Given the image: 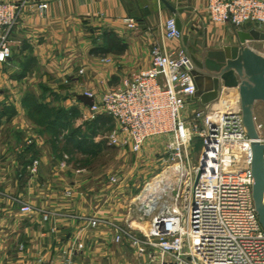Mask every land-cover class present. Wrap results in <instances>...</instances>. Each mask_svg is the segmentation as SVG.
<instances>
[{
	"label": "crops",
	"instance_id": "obj_1",
	"mask_svg": "<svg viewBox=\"0 0 264 264\" xmlns=\"http://www.w3.org/2000/svg\"><path fill=\"white\" fill-rule=\"evenodd\" d=\"M0 1L20 4V17L10 33L11 56L0 62V189L23 200H33L37 179L49 180L48 186L38 194L47 195L42 196L45 200L50 195L51 206L115 222L113 219L124 216L119 210L124 208L122 202L125 200L113 203L111 197L114 192H109V189L90 197L73 187L65 192L52 188L54 180L59 183L65 180V173L74 167L69 161L64 167L60 162L54 164L53 157L48 158V154L42 152L37 135L33 142L26 144L27 136H33V124L28 123L31 116L23 106L32 102L37 106L50 102V111L56 109V113L51 115L52 122L62 121L67 114H86L88 105L79 99V95L91 91L98 97L104 91L119 86L125 76L148 68L152 43L163 44L168 50L183 48L188 53H192L188 50L194 48L203 54L205 45L207 49H218L231 44L232 25L210 23L207 0H166L175 12L160 0ZM42 3L47 7L39 8ZM169 17L179 18L182 23V37L175 42L163 37L164 22ZM127 18L135 21L134 28L128 26ZM251 27H257L264 33L263 25L250 23L244 28L249 30ZM113 39L120 42L122 48L109 43ZM26 84L32 86L36 94L38 89H50V98L22 95ZM7 90L8 95L5 94ZM105 116L108 115L100 113L95 121L101 122ZM54 126L50 128L56 132L71 129L69 124ZM78 133V129H73L75 138ZM261 139L264 141V137ZM92 146L87 149H92ZM79 147L86 149L85 144ZM34 161H37L35 172L32 171ZM49 168L50 174L43 175L42 170ZM63 168L67 172H63ZM59 169L61 173L57 172ZM36 174L40 176L37 179ZM83 178L79 180L84 184L87 179ZM10 197L0 196V213L4 212L5 216L16 208ZM77 223L80 228L88 227L86 221L65 218L48 226L38 227L32 223L10 226L9 229L18 234L17 239L24 240L20 248L10 242L0 243V264H61L69 254H72L73 264H107L91 250L71 251L74 239L70 228ZM99 230L108 232L107 227ZM59 233L64 238L62 242ZM135 257L138 264H157L151 262L146 254L140 257L135 251Z\"/></svg>",
	"mask_w": 264,
	"mask_h": 264
},
{
	"label": "built area",
	"instance_id": "obj_2",
	"mask_svg": "<svg viewBox=\"0 0 264 264\" xmlns=\"http://www.w3.org/2000/svg\"><path fill=\"white\" fill-rule=\"evenodd\" d=\"M207 1L212 24L264 25V0ZM46 7V3L39 5ZM19 17L20 4L0 1V62L11 56L10 33ZM126 21L130 28L135 27L132 18ZM182 34L174 17L165 20L163 37L167 41H178ZM149 53L148 68L125 76L119 86L98 97L91 91L83 94L93 98L87 106L91 119L104 113L117 124L105 138L108 145H128L139 152L149 138H165L163 151L166 160L173 162L167 167V176L174 181L169 187L174 190L168 196L170 202L158 207L147 231L140 235L132 226L126 229L101 217L74 214L65 218L84 220L94 228L107 227L114 241L127 239L138 256L146 254L157 264H264V231L252 198L251 139L236 103V88L222 87L216 107L209 103L188 113V105L195 101L188 54L183 48L168 50L157 42L151 44ZM194 137L202 141L196 165L191 164L189 152ZM36 167L34 161L33 172ZM110 179L117 182L115 176ZM163 190L168 188L161 193ZM0 195L9 196L2 191ZM10 198L21 213H42L46 220L54 215L19 197ZM83 248L78 241L71 251L82 252ZM144 248L153 249V254L145 253ZM71 255L61 264H73Z\"/></svg>",
	"mask_w": 264,
	"mask_h": 264
},
{
	"label": "rangeland",
	"instance_id": "obj_3",
	"mask_svg": "<svg viewBox=\"0 0 264 264\" xmlns=\"http://www.w3.org/2000/svg\"><path fill=\"white\" fill-rule=\"evenodd\" d=\"M248 24L246 23L240 26L241 29L248 31L244 28ZM252 28L258 30L257 27H251L250 29ZM237 30V26H232L231 44L235 43L234 34ZM247 44L256 52L264 56V39L251 40L248 41ZM188 51L196 54L198 57L202 55L200 50H196L194 48H190ZM185 52L188 54L186 50ZM25 87L26 89L22 95L28 94L33 97L37 96L40 98H50V89H38V94H36L32 86L26 84ZM5 94L8 95V90ZM237 99L236 103L240 107L238 91ZM211 104H214L216 107L218 102L216 100L211 102ZM23 107L28 109L26 112L28 111L31 116V119L27 120L28 123L31 125L33 124V129H31V134L33 136H27L26 144H30L31 141L33 142V138L37 135L42 152L45 155L47 153L48 158L53 157L52 161L54 164L60 162L62 164L61 167H64L66 162L69 161L71 166L74 167L73 170L69 171V173H65V180H61L60 183L57 180H54V182L52 181L54 184L52 188L65 192L66 190L70 191L71 187H73L78 189V191L88 193L90 197H93L95 193L101 190L108 192L107 190L109 189V192H114L111 197L113 203L117 200H125L124 203L122 202L124 208L121 209L122 207H120L119 210L124 216H120L118 219L113 220L117 223L119 222L118 224L126 229L132 226L133 229L135 228L133 232L137 235L146 232L151 219L158 212V207H160L161 204H167L170 202L168 196L174 194V190H169V187L172 188L174 185L172 176H169L170 181L168 190H163L162 193H157L159 197L155 202L156 208L152 211L145 212L141 206L142 201L140 200V197L142 196L147 184L151 183L156 177L165 174L168 175L167 167L173 163L166 160V155L163 151L165 138L163 136L151 137L146 140L139 152H133L128 145H107V141L105 139L106 136H108V134L117 127L116 122L111 117L105 116L101 122H96V117L91 119L87 113H77L78 116L72 113L70 115H65L62 121L59 120L52 122L51 115L56 113V109L50 111V102L47 104L45 103V105L41 104L38 106L35 102H32L26 106L24 105ZM201 107L203 106H201L198 101L191 102V104L188 105V113L195 109H201ZM253 113L258 133L260 137H264V104L262 101L255 102ZM58 124L60 127H64L65 124H69L71 129L56 132L54 129L56 127L54 125ZM49 125L54 126V128H50ZM75 128L79 130V133L77 134L78 136L75 138L71 135L70 137L69 134H71ZM93 132H95V134L91 135ZM78 137H82L86 139V141L93 142V148L88 150L86 147V149L82 150L81 147H78L77 145L79 140ZM201 144V139L197 137H194L191 141L189 152L190 162L192 165H196L199 160ZM66 170V168H63L62 171L65 172ZM76 170H80L81 172L77 173ZM57 172L61 173V170L59 169ZM42 174L48 176L50 174V168L42 170ZM37 176H35L36 179L40 177L39 175ZM112 176L117 177V182H111L110 178ZM82 177H84L83 180L87 179L84 184L81 183V180H79L82 179ZM47 181L48 182H46V180L42 181L41 179H37V184L34 186L35 199H27V201L25 199L24 201L30 202L39 209L49 212L51 211L54 215L46 220L44 219L42 213L35 212L32 214H22L17 205V209L12 208V212L10 214L6 213V216L4 212L0 213V243L10 242L13 244L12 246L18 248L21 245V242H23L24 239H17L16 236H18V234L14 233L12 229H9L10 226L12 227L31 223L38 227L48 226L50 224H54L58 219L60 220L61 218H65V215H82L78 212L61 209L60 206H51L50 195L48 197L49 199L45 200L42 196L47 195H42L40 192L38 194L39 190L44 191V188L48 186L49 180ZM121 183L122 185H120ZM13 188L14 186H12V189ZM0 191L3 190L0 189ZM7 195L14 196L9 194V192ZM1 197H3V195ZM41 198H43V200H38ZM58 199L59 198H57V200ZM126 214L127 217L125 216ZM70 219L74 220L72 218ZM76 226H78V223L73 228H70L73 231L71 234L74 239L73 242L75 243L73 246L76 245L78 241L82 242L84 244L82 252L84 250H91L94 254L96 252V257L101 258L102 261H105L107 264H138L137 259L135 260L136 250L131 247L127 239L124 238L121 242H116L114 241V234L111 230L108 229L107 233L100 232L99 229L103 227L94 228L88 226L80 228V226ZM58 236L60 237V242H62L64 240V238H61V236H64L63 233L61 232V236L59 233ZM99 248L100 250H98ZM144 252L147 254H153V249L144 248ZM100 254L104 255L102 256Z\"/></svg>",
	"mask_w": 264,
	"mask_h": 264
},
{
	"label": "water",
	"instance_id": "obj_4",
	"mask_svg": "<svg viewBox=\"0 0 264 264\" xmlns=\"http://www.w3.org/2000/svg\"><path fill=\"white\" fill-rule=\"evenodd\" d=\"M160 1L172 12L176 11L166 0ZM176 25L182 30L179 18H176ZM234 36L235 43L222 48L207 49L205 45V51L200 57L188 53V72L195 87L192 99L205 105L217 100L222 87L237 89L242 121L251 139L252 198L264 231V141L258 133L253 113L256 101L264 104V56L247 44L251 40L264 39V33L254 28L244 31L238 27ZM79 99L86 105L93 102L92 97L84 94L79 95ZM201 171H197L195 183Z\"/></svg>",
	"mask_w": 264,
	"mask_h": 264
},
{
	"label": "bare ground",
	"instance_id": "obj_5",
	"mask_svg": "<svg viewBox=\"0 0 264 264\" xmlns=\"http://www.w3.org/2000/svg\"><path fill=\"white\" fill-rule=\"evenodd\" d=\"M169 176L161 175L156 177L151 183H148L142 196L140 197L141 206L145 211H149L153 207L155 200L159 197L157 194L161 192L163 188H168L169 186ZM139 199V198H138Z\"/></svg>",
	"mask_w": 264,
	"mask_h": 264
},
{
	"label": "trees",
	"instance_id": "obj_6",
	"mask_svg": "<svg viewBox=\"0 0 264 264\" xmlns=\"http://www.w3.org/2000/svg\"><path fill=\"white\" fill-rule=\"evenodd\" d=\"M115 41V39H113V40H109V43H113V44H117L120 48H122V45H120V42H114ZM124 47V46H123ZM71 135H72V137H74L73 136V132L71 133ZM88 142V143H87ZM83 144H85L86 145V147L87 148H89L90 146H92V143L91 142H89V141H86V139H84V138H80L79 140H78V147L80 146V145H83Z\"/></svg>",
	"mask_w": 264,
	"mask_h": 264
}]
</instances>
